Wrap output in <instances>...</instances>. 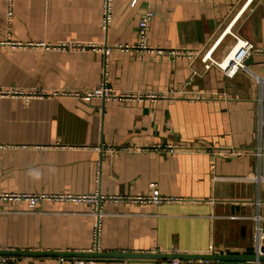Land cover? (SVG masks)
Listing matches in <instances>:
<instances>
[{
	"label": "crops",
	"instance_id": "0c3cea01",
	"mask_svg": "<svg viewBox=\"0 0 264 264\" xmlns=\"http://www.w3.org/2000/svg\"><path fill=\"white\" fill-rule=\"evenodd\" d=\"M231 33L254 45L246 69L206 70L202 56L221 39L212 58L222 61L236 44ZM263 82L264 0H0V87L45 92L0 98V194L98 199L0 202V251L168 256L82 264L254 257L264 219ZM104 83L129 97L71 94ZM154 189L177 200H111ZM15 258L0 264H81Z\"/></svg>",
	"mask_w": 264,
	"mask_h": 264
},
{
	"label": "built area",
	"instance_id": "2783aa9c",
	"mask_svg": "<svg viewBox=\"0 0 264 264\" xmlns=\"http://www.w3.org/2000/svg\"><path fill=\"white\" fill-rule=\"evenodd\" d=\"M251 1V0H250ZM138 3V0H131V7H135ZM154 13L151 11H148L143 18L141 19L137 31L138 36L140 40L139 48L141 49H149L146 40L149 30V23L154 18ZM230 33V29L228 28L222 35L225 36L226 34ZM236 40V44L234 48L229 52V54L222 60V61H215L212 58V52L213 49L217 46V44L220 42L217 41V43L214 45L212 50H210L208 53L204 54L201 58L205 65L206 70H210L212 67L219 68L226 76L228 77H234L239 71L246 69V61L251 56L252 51L254 49V45L248 41H245L241 38H239L237 35L232 34ZM221 37V38H222ZM93 47V46H91ZM110 53L109 49H106L105 54L106 56ZM172 56H184V53L182 52H172L170 53ZM184 57L188 58H196L197 55H194L193 53L185 54ZM71 94L77 95L81 97V99L89 101L93 98H100L104 101L108 100H116V99H127L129 96L126 95H119L117 94L110 86L107 85V83H104L102 86L94 89H88V90H81L77 92H73ZM45 95V92H43L40 89H33V90H23L18 88H7V87H0V98H7V97H23L25 99H32L33 97L42 96ZM260 123L261 125H264V82L261 84V97H260ZM46 200H52V201H76V202H97L98 199L95 197H88V196H81L76 197L73 195H20V194H9V193H2L0 194V202L4 201H14V202H20V201H26L29 203L31 208H35L39 203L46 201ZM111 200L114 201H133V202H152L156 204L161 203H167L172 202L177 199L162 197L158 190L154 189L152 191V195L149 197H140V198H111ZM257 228H256V239H255V257L257 258L256 261H237L233 262L231 264H260L258 259L260 257H264V219L262 217H257ZM95 235L96 239L99 238L100 233V225L99 223L95 226ZM16 258L13 256H0V262L1 263H7L14 261ZM82 264V262H81ZM172 264H186V262H183L179 259H173Z\"/></svg>",
	"mask_w": 264,
	"mask_h": 264
},
{
	"label": "water",
	"instance_id": "95a60500",
	"mask_svg": "<svg viewBox=\"0 0 264 264\" xmlns=\"http://www.w3.org/2000/svg\"><path fill=\"white\" fill-rule=\"evenodd\" d=\"M0 256H13V257H43V256H55L64 259L78 260L80 262L98 261V260H141V259H157L160 256L154 254H129V253H49V252H31V251H0ZM172 258L178 256H171ZM181 257V256H180ZM184 257V256H182ZM187 259H202L206 261H218L233 263L237 261H256L254 257H228V256H215V255H204V256H185ZM259 262L264 261V257L258 259Z\"/></svg>",
	"mask_w": 264,
	"mask_h": 264
}]
</instances>
